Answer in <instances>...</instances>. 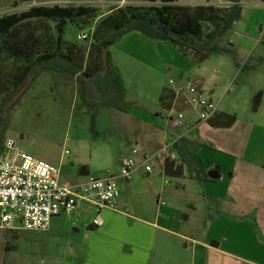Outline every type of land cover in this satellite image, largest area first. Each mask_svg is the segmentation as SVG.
<instances>
[{
	"label": "crops",
	"instance_id": "obj_1",
	"mask_svg": "<svg viewBox=\"0 0 264 264\" xmlns=\"http://www.w3.org/2000/svg\"><path fill=\"white\" fill-rule=\"evenodd\" d=\"M149 39L133 32L115 45V50L110 49L131 100L133 81L148 79L153 96L146 104L157 108L161 107L164 90L175 92L191 82L203 88L217 103L218 112L236 115L237 121L230 128H214L209 122H200L194 110L180 103L181 97L170 111L154 110L152 117L171 124L170 118L182 111L184 126L173 127L178 132L164 136L155 134L156 129L151 126L139 148L141 156L136 158L138 167L132 178L123 179L121 172L111 174L118 177L121 191L115 209L99 212L83 206L74 212L76 215L84 211L95 213L88 229L94 240L88 263L264 264V71L254 76L253 81L246 82L244 77L245 82H241L239 88L236 85L243 72L225 84L221 82V71L211 78L205 74L191 77L196 65L192 58L168 45L159 44L155 48ZM140 46L154 56L145 59L139 56ZM157 49L162 58L155 57ZM144 61L145 72L139 67ZM165 71L175 77L169 83L174 81V87H165ZM260 92L263 93L261 106L253 112V98ZM175 137L189 141V150L200 155L208 173L217 170L220 179L208 176L213 182L196 181L199 187L194 189L188 184V180L193 181L188 172L184 178H168L156 164L154 171L147 173L142 154L159 151ZM176 159L179 157L175 153ZM62 179L78 184L86 178L80 177L78 171L62 169ZM164 197L169 198L170 203H166ZM99 214L103 225L94 226Z\"/></svg>",
	"mask_w": 264,
	"mask_h": 264
},
{
	"label": "rangeland",
	"instance_id": "obj_2",
	"mask_svg": "<svg viewBox=\"0 0 264 264\" xmlns=\"http://www.w3.org/2000/svg\"><path fill=\"white\" fill-rule=\"evenodd\" d=\"M151 1L0 0V17L21 13L33 7L55 5H88L99 9L100 15H103L115 7L151 5ZM263 1L240 0L243 7L242 19L222 39L223 45L230 48L233 54L214 55L206 62L194 65L191 77L205 74L211 78L221 71V82L225 84L233 81V78L237 79L243 72L236 85L239 88L245 78L246 82L253 81L254 76L264 71ZM182 3L186 6L228 5L224 0H183ZM96 21L97 19H89L80 21L77 25L69 24L66 42L88 48L93 39ZM80 34H87L90 38L87 42L80 41ZM149 40L155 48L159 44L174 48L166 42ZM139 48H142L138 51L142 58L154 56L146 47ZM115 49L113 46L112 50ZM155 57L162 58L159 49ZM246 65H255V68L248 69ZM139 67L143 72L147 70L145 61ZM165 74V87H174V84L169 83L175 77L169 71H165ZM78 89L77 80L68 74L45 71L26 92L23 90L15 98L16 103L6 112L8 127L5 142L13 141L16 148L10 151V156L26 153L60 167L61 170L79 172L81 167L87 166L91 173L111 176L121 172L123 161L132 150L142 147L144 137L152 127L156 129L154 133L161 136L178 132L168 120L164 122L161 118L151 116L154 110L162 111V108L146 104L153 96L152 85L146 78L132 82V100L130 97L128 100L137 104L129 112H121L108 106L90 109L85 105ZM188 184L194 189L199 187L196 181L188 180ZM202 191L204 190L201 188L200 192ZM164 201L170 203L171 200L164 197ZM83 213L63 214L54 218L50 231L45 233H4L0 243V264H89L87 258L91 255L94 240L88 229L95 213ZM198 235L201 236V231Z\"/></svg>",
	"mask_w": 264,
	"mask_h": 264
},
{
	"label": "trees",
	"instance_id": "obj_3",
	"mask_svg": "<svg viewBox=\"0 0 264 264\" xmlns=\"http://www.w3.org/2000/svg\"><path fill=\"white\" fill-rule=\"evenodd\" d=\"M224 1L230 4L186 6L183 0H152L151 5L115 7L103 15L88 5L38 6L0 17V155L6 151V112L16 103L17 95L26 92L45 71L76 79L78 92L90 109L108 106L129 112L137 103L128 100L122 74L112 61L110 49L130 33L139 32L152 40L166 42L197 65L214 55L233 54L222 39L242 19L243 7L240 0ZM89 19H97L90 46L66 42L69 24ZM245 67L254 69L255 65ZM176 99L174 91L164 90L160 97L162 110H172ZM262 99V92L254 96L253 112L259 110ZM236 121V115L218 112L209 123L214 128H230ZM171 142L172 152L179 159L162 165L166 177L184 178L188 172L193 181L213 182L200 155L189 150V141L175 137ZM90 175L87 166L79 169L80 177Z\"/></svg>",
	"mask_w": 264,
	"mask_h": 264
},
{
	"label": "built area",
	"instance_id": "obj_4",
	"mask_svg": "<svg viewBox=\"0 0 264 264\" xmlns=\"http://www.w3.org/2000/svg\"><path fill=\"white\" fill-rule=\"evenodd\" d=\"M89 38L87 34L79 35L80 41ZM171 84L175 82L171 81ZM175 94L182 98V105L197 113L200 122H209L218 113L217 103L203 88L191 82L178 88ZM184 118V113L177 111L170 119L174 127L181 128ZM172 144L168 141L159 151L142 154L147 173H152L156 164L162 167L167 161L175 160ZM15 149V143L7 141L6 151L0 155V236L7 232H48L54 218L73 214L83 206L99 212L115 209V203L121 196L118 177L92 174L83 182L72 184L62 179L60 167L26 153L10 156V151ZM140 156L141 152L135 149L124 160L121 169L123 179L132 178L138 167L136 158ZM93 225H103L100 214Z\"/></svg>",
	"mask_w": 264,
	"mask_h": 264
},
{
	"label": "water",
	"instance_id": "obj_5",
	"mask_svg": "<svg viewBox=\"0 0 264 264\" xmlns=\"http://www.w3.org/2000/svg\"><path fill=\"white\" fill-rule=\"evenodd\" d=\"M104 62L105 65H108V49H104ZM23 92V91H22ZM21 95V93L16 97V99ZM208 176L213 179V180H218L220 179V173L217 170H212L208 173Z\"/></svg>",
	"mask_w": 264,
	"mask_h": 264
}]
</instances>
